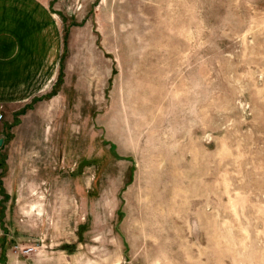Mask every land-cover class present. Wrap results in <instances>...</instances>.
<instances>
[{
    "label": "rangeland",
    "instance_id": "rangeland-1",
    "mask_svg": "<svg viewBox=\"0 0 264 264\" xmlns=\"http://www.w3.org/2000/svg\"><path fill=\"white\" fill-rule=\"evenodd\" d=\"M42 1L57 76L0 124V264H264V0Z\"/></svg>",
    "mask_w": 264,
    "mask_h": 264
},
{
    "label": "crops",
    "instance_id": "crops-1",
    "mask_svg": "<svg viewBox=\"0 0 264 264\" xmlns=\"http://www.w3.org/2000/svg\"><path fill=\"white\" fill-rule=\"evenodd\" d=\"M57 28L49 2L0 0V109L9 125L34 109L42 89L54 85Z\"/></svg>",
    "mask_w": 264,
    "mask_h": 264
},
{
    "label": "built area",
    "instance_id": "built-area-1",
    "mask_svg": "<svg viewBox=\"0 0 264 264\" xmlns=\"http://www.w3.org/2000/svg\"><path fill=\"white\" fill-rule=\"evenodd\" d=\"M2 120H3V113H2V111L0 110V124H1Z\"/></svg>",
    "mask_w": 264,
    "mask_h": 264
},
{
    "label": "water",
    "instance_id": "water-1",
    "mask_svg": "<svg viewBox=\"0 0 264 264\" xmlns=\"http://www.w3.org/2000/svg\"><path fill=\"white\" fill-rule=\"evenodd\" d=\"M2 145V138H0V146Z\"/></svg>",
    "mask_w": 264,
    "mask_h": 264
}]
</instances>
